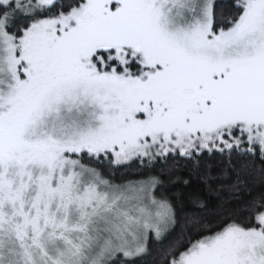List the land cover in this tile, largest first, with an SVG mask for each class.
Returning <instances> with one entry per match:
<instances>
[{
    "label": "snow or ice",
    "instance_id": "snow-or-ice-1",
    "mask_svg": "<svg viewBox=\"0 0 264 264\" xmlns=\"http://www.w3.org/2000/svg\"><path fill=\"white\" fill-rule=\"evenodd\" d=\"M0 264H264V0H0Z\"/></svg>",
    "mask_w": 264,
    "mask_h": 264
}]
</instances>
